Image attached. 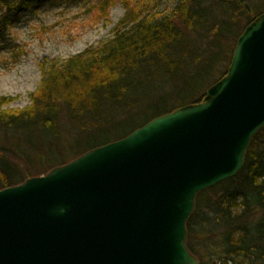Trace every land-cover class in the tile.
<instances>
[{"label":"trees","instance_id":"obj_1","mask_svg":"<svg viewBox=\"0 0 264 264\" xmlns=\"http://www.w3.org/2000/svg\"><path fill=\"white\" fill-rule=\"evenodd\" d=\"M72 1L0 0V45L14 14ZM114 2L94 0L99 16ZM124 7L112 38L41 64L29 105L0 110V190L201 102L225 77L239 35L264 12V0H179L159 19ZM7 101L0 98V108ZM186 247L198 264H264V127L236 176L196 196Z\"/></svg>","mask_w":264,"mask_h":264},{"label":"water","instance_id":"obj_2","mask_svg":"<svg viewBox=\"0 0 264 264\" xmlns=\"http://www.w3.org/2000/svg\"><path fill=\"white\" fill-rule=\"evenodd\" d=\"M264 127V12L203 101L0 190V264H198L196 196L240 171Z\"/></svg>","mask_w":264,"mask_h":264},{"label":"rangeland","instance_id":"obj_3","mask_svg":"<svg viewBox=\"0 0 264 264\" xmlns=\"http://www.w3.org/2000/svg\"><path fill=\"white\" fill-rule=\"evenodd\" d=\"M114 1L102 16L94 0H75L14 14L0 45V98L9 99L0 110L16 111L29 105L30 95L42 79L41 64L66 60L112 38L125 15V5L142 17L159 19L179 0Z\"/></svg>","mask_w":264,"mask_h":264}]
</instances>
